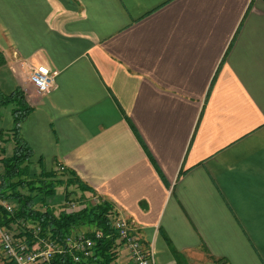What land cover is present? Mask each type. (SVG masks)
<instances>
[{"label":"crops","instance_id":"obj_1","mask_svg":"<svg viewBox=\"0 0 264 264\" xmlns=\"http://www.w3.org/2000/svg\"><path fill=\"white\" fill-rule=\"evenodd\" d=\"M0 54L32 175L74 174L156 264H264V0H0Z\"/></svg>","mask_w":264,"mask_h":264},{"label":"trees","instance_id":"obj_2","mask_svg":"<svg viewBox=\"0 0 264 264\" xmlns=\"http://www.w3.org/2000/svg\"><path fill=\"white\" fill-rule=\"evenodd\" d=\"M5 64V59L0 54V66ZM12 107L14 127L8 132H1L0 139L4 140L9 135V140L14 143V152L11 157L0 158L3 171L0 174V199L12 200L16 203V212L11 217L0 207L1 220L8 223L13 220H31L38 222L43 233L50 232L52 236L62 238L74 231L87 229L100 231L102 237L96 241L93 248V256L80 264H112L117 257L116 240L118 232L113 228L109 220V214L113 212L111 204L106 201H98L91 206L66 212L63 208L58 214L46 204V198L56 194L58 186L65 183L64 200L69 201L71 192L68 186H76L82 192H91V189L83 184L71 172L46 171L42 167L41 173L30 178V164L33 152L21 136V126L34 108L28 103L25 92L17 87L12 93L6 95L0 88V109ZM42 166V165H41ZM66 176V180L56 179V174ZM39 198L40 207L37 208L36 200ZM70 202V201H69ZM179 260L180 254L173 250ZM64 264H73L70 261Z\"/></svg>","mask_w":264,"mask_h":264},{"label":"built area","instance_id":"obj_3","mask_svg":"<svg viewBox=\"0 0 264 264\" xmlns=\"http://www.w3.org/2000/svg\"><path fill=\"white\" fill-rule=\"evenodd\" d=\"M30 81L43 95L55 86V76L41 69L32 72ZM2 171L0 163V174ZM57 171L65 170L61 166ZM67 205L66 212L76 211L73 202H67ZM0 207L11 217L16 212V203L12 200L0 199ZM109 220L118 232L116 253L118 248L125 251L129 264H156L152 249L143 244L132 221L114 212L109 214ZM101 237L100 231L82 229L58 238L50 232L44 234L42 226L31 220H13L5 224L0 214V251L4 264H64L68 261L80 264L93 256L95 243Z\"/></svg>","mask_w":264,"mask_h":264},{"label":"rangeland","instance_id":"obj_4","mask_svg":"<svg viewBox=\"0 0 264 264\" xmlns=\"http://www.w3.org/2000/svg\"><path fill=\"white\" fill-rule=\"evenodd\" d=\"M30 178H34V176L31 174ZM56 179L65 181L66 176L58 173L56 174ZM67 191L71 192L68 199L70 202H73L76 205L77 208L76 210H79L84 206H91L97 203V201L93 196L87 195L85 192H82L81 190H79V188H77L74 185L68 186ZM64 195H65V183L61 186H58L56 195L54 196L55 198L61 196L63 199L62 203H60L57 207L53 208L56 214H58L63 208L65 209L68 206L67 202L69 203V201L64 200ZM39 201L40 200L38 198L36 200L37 208L40 207Z\"/></svg>","mask_w":264,"mask_h":264}]
</instances>
